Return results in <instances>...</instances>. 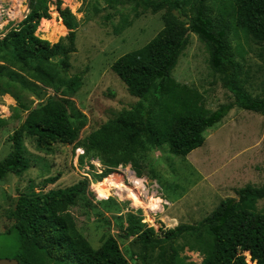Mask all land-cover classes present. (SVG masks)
Wrapping results in <instances>:
<instances>
[{"label": "trees", "instance_id": "16d2710c", "mask_svg": "<svg viewBox=\"0 0 264 264\" xmlns=\"http://www.w3.org/2000/svg\"><path fill=\"white\" fill-rule=\"evenodd\" d=\"M112 9L124 4L163 12V29L145 46L129 52L112 65L128 93L140 99L137 107L123 110L84 139H80L87 118L68 98L81 88L85 73L69 76L71 56L76 52L78 21L67 9L52 0H29V13L0 38V82L5 89L21 85L52 88L54 96L32 108L26 120L9 137L11 152L0 161V181L8 174L22 176L30 168L25 138L34 139L36 148L49 152L56 144L74 145L86 157L103 166L95 175L102 182L120 167L131 166L139 175L138 157L149 150L169 146V152L186 159L205 143V132L221 123L237 107L264 115V93L253 96L246 88V70L238 59L231 33L240 31L264 43V0H223L217 16L209 0H107ZM56 5L59 19L68 34L56 44L36 36L40 23L51 20ZM190 8L189 16L185 12ZM73 12V11H72ZM195 34L209 54V68L222 77V85L234 98L231 104L215 111L206 109L202 95L173 78L181 55ZM16 76V80H14ZM9 78L8 81L6 79ZM146 102V104H144ZM2 123V121L0 120ZM54 180H47L51 184ZM90 180L55 190L31 189L17 199L11 217L15 224L6 231L16 232L13 258L20 264H130L113 237L96 250L80 232L71 208L88 203ZM264 185H247L238 199H224L218 207L196 224L156 230L143 222L141 210L130 211L127 226H116L119 235L138 245L140 260L146 263L150 252L158 251L160 264H186L177 250L183 240L190 251L202 256L201 264H264ZM121 204L109 198L102 208L113 214ZM111 227V222L105 223ZM240 246L244 252L238 253Z\"/></svg>", "mask_w": 264, "mask_h": 264}, {"label": "rangeland", "instance_id": "374dc122", "mask_svg": "<svg viewBox=\"0 0 264 264\" xmlns=\"http://www.w3.org/2000/svg\"><path fill=\"white\" fill-rule=\"evenodd\" d=\"M28 1L0 0V38L16 28L29 13ZM52 2L59 3L61 9L69 8L79 23L69 76L82 72L85 76L81 88L68 98L87 118L80 135L82 140L118 117L121 111L137 107L141 102L128 93L112 71V65L121 56L145 46L163 29V12L153 13L127 4L112 9L107 0ZM209 3L217 16L223 0H209ZM186 10L185 14L191 16L190 8ZM51 11V20L40 23L36 36L56 44L66 37L68 30L59 19L56 5ZM231 39L247 73V90L253 96H262L264 43L245 37L240 31H233ZM208 60L205 45L192 33L190 44L172 75L180 85L198 91L203 106L215 111L221 105L233 103L234 98L223 88L222 77L210 70ZM35 83L40 88L33 85L24 88L19 84L16 88L5 89L0 82V161L11 152L9 137L26 120L28 112L55 95L52 88ZM204 136V145L185 160L171 154L169 146L164 145L159 151L152 149L138 157L141 175L131 166L120 167L102 182H96L93 174H101L103 166L88 157L81 163L84 150L77 144H56L51 151L45 152L38 150L34 139L27 136L29 170L22 176L8 174L5 181H0V259H11L16 252L17 233L7 234L6 231L15 224L11 212L21 194L31 189L37 192L65 189L88 178L89 202L71 208L80 232L96 250L113 237L130 264H143L138 245L132 238H122L116 227L127 226L126 216L130 211L141 210L142 223L157 231L173 229L202 221L222 200L238 199V191L247 185H264V115L234 107ZM47 180L54 182L45 184ZM109 198L121 204L120 211L115 214L118 219L102 208ZM257 206L264 211L263 200ZM106 220L111 222V227L105 224ZM175 245L186 264L202 263V256L185 247L183 240ZM243 250L240 246L238 253ZM158 254V251L150 252L145 264H160ZM244 254L252 264L250 252Z\"/></svg>", "mask_w": 264, "mask_h": 264}, {"label": "water", "instance_id": "95a60500", "mask_svg": "<svg viewBox=\"0 0 264 264\" xmlns=\"http://www.w3.org/2000/svg\"><path fill=\"white\" fill-rule=\"evenodd\" d=\"M0 264H20V263L16 259L5 258V259H0Z\"/></svg>", "mask_w": 264, "mask_h": 264}, {"label": "bare ground", "instance_id": "6f19581e", "mask_svg": "<svg viewBox=\"0 0 264 264\" xmlns=\"http://www.w3.org/2000/svg\"><path fill=\"white\" fill-rule=\"evenodd\" d=\"M121 189V188H120Z\"/></svg>", "mask_w": 264, "mask_h": 264}, {"label": "built area", "instance_id": "2783aa9c", "mask_svg": "<svg viewBox=\"0 0 264 264\" xmlns=\"http://www.w3.org/2000/svg\"><path fill=\"white\" fill-rule=\"evenodd\" d=\"M163 207V206H162Z\"/></svg>", "mask_w": 264, "mask_h": 264}, {"label": "clouds", "instance_id": "9594fccd", "mask_svg": "<svg viewBox=\"0 0 264 264\" xmlns=\"http://www.w3.org/2000/svg\"><path fill=\"white\" fill-rule=\"evenodd\" d=\"M136 178V177H135Z\"/></svg>", "mask_w": 264, "mask_h": 264}]
</instances>
